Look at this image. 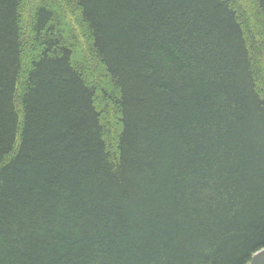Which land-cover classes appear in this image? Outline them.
I'll return each mask as SVG.
<instances>
[{"label":"trees","instance_id":"obj_1","mask_svg":"<svg viewBox=\"0 0 264 264\" xmlns=\"http://www.w3.org/2000/svg\"><path fill=\"white\" fill-rule=\"evenodd\" d=\"M33 1L0 0V264H249L264 0Z\"/></svg>","mask_w":264,"mask_h":264},{"label":"water","instance_id":"obj_2","mask_svg":"<svg viewBox=\"0 0 264 264\" xmlns=\"http://www.w3.org/2000/svg\"><path fill=\"white\" fill-rule=\"evenodd\" d=\"M249 264H264V249L253 255Z\"/></svg>","mask_w":264,"mask_h":264},{"label":"rangeland","instance_id":"obj_3","mask_svg":"<svg viewBox=\"0 0 264 264\" xmlns=\"http://www.w3.org/2000/svg\"><path fill=\"white\" fill-rule=\"evenodd\" d=\"M239 1H240V3H241L242 5H244V6L246 5L244 0H238V2H239ZM33 2H34L33 0H30V2H29L30 5L33 4ZM246 7H249V6H246Z\"/></svg>","mask_w":264,"mask_h":264}]
</instances>
